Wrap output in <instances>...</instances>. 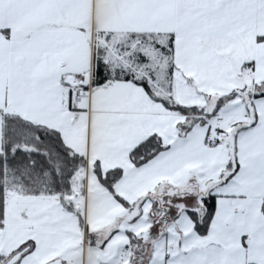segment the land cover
I'll list each match as a JSON object with an SVG mask.
<instances>
[{
	"label": "snow or ice",
	"instance_id": "obj_1",
	"mask_svg": "<svg viewBox=\"0 0 264 264\" xmlns=\"http://www.w3.org/2000/svg\"><path fill=\"white\" fill-rule=\"evenodd\" d=\"M0 264H264V0H0Z\"/></svg>",
	"mask_w": 264,
	"mask_h": 264
}]
</instances>
